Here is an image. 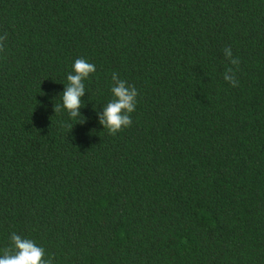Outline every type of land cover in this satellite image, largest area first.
Instances as JSON below:
<instances>
[{
    "label": "trees",
    "instance_id": "16d2710c",
    "mask_svg": "<svg viewBox=\"0 0 264 264\" xmlns=\"http://www.w3.org/2000/svg\"><path fill=\"white\" fill-rule=\"evenodd\" d=\"M114 72L138 95L112 135ZM12 232L54 264H264V0H0V249Z\"/></svg>",
    "mask_w": 264,
    "mask_h": 264
},
{
    "label": "clouds",
    "instance_id": "9594fccd",
    "mask_svg": "<svg viewBox=\"0 0 264 264\" xmlns=\"http://www.w3.org/2000/svg\"><path fill=\"white\" fill-rule=\"evenodd\" d=\"M224 56L235 65L238 61L233 58L230 48H224ZM96 71V66L84 58H77L71 65V71L66 75L67 83H63V90L60 92V103L53 105L54 112H66L70 119L81 117L80 109L84 106L82 97L85 95V81L90 74ZM232 69H228L224 79L233 86L238 81L235 79ZM112 84L110 87L111 98L95 111L96 119L103 129L109 134H116L122 128L132 124L131 113L136 110L137 89L134 85L121 79L117 73L111 75ZM80 123L84 122L78 121ZM73 126V125H72ZM45 249L34 240L12 232L10 234V245L0 249V264H54V257L48 255L45 258Z\"/></svg>",
    "mask_w": 264,
    "mask_h": 264
}]
</instances>
